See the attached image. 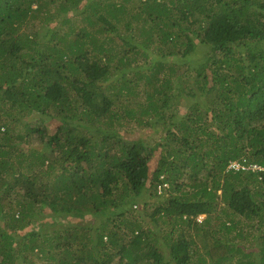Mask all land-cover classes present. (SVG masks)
<instances>
[{
    "label": "trees",
    "instance_id": "1",
    "mask_svg": "<svg viewBox=\"0 0 264 264\" xmlns=\"http://www.w3.org/2000/svg\"><path fill=\"white\" fill-rule=\"evenodd\" d=\"M231 161L264 165V0H0V264H264Z\"/></svg>",
    "mask_w": 264,
    "mask_h": 264
},
{
    "label": "rangeland",
    "instance_id": "2",
    "mask_svg": "<svg viewBox=\"0 0 264 264\" xmlns=\"http://www.w3.org/2000/svg\"><path fill=\"white\" fill-rule=\"evenodd\" d=\"M78 22H79V21H76L75 24H74V26H78V25H79ZM96 29H97V28H96ZM110 36H111L112 38H114L115 41L118 42V37H117L116 34H114V33H110ZM42 49H43V48H42ZM183 98H184V99L181 100L182 102H185V101H187V100H190V101H191V98H189V97L184 96ZM200 99H203V98L201 97ZM186 106H187V105H186ZM52 126H54V124H50V125H49V127H52ZM161 192H162V191H161ZM203 217H204V215L200 216V219L203 218ZM72 221L75 222L74 220H72ZM64 222H65V224L68 225V220L65 219ZM82 224L88 225V224H90V221H89V220H85ZM250 228H252V227H251L250 223L248 222V223L246 224V226L244 225V226L242 227V229H243V234L246 235L247 233H249ZM245 235H244V237H245ZM244 237L242 238V240H244V244L247 245V246H250V244H249L248 241H247V237H245V238H244Z\"/></svg>",
    "mask_w": 264,
    "mask_h": 264
},
{
    "label": "clouds",
    "instance_id": "3",
    "mask_svg": "<svg viewBox=\"0 0 264 264\" xmlns=\"http://www.w3.org/2000/svg\"><path fill=\"white\" fill-rule=\"evenodd\" d=\"M232 162H236V161H231V163ZM229 167L231 168L232 166L229 165ZM238 168H243V169H246V170L258 171V172L264 171V165H262L260 163H257V162H254V161H246V165L244 167H242L241 164H240L238 166ZM238 168L234 167V169H238ZM200 216H202V215H200ZM200 216L198 217L199 219H200Z\"/></svg>",
    "mask_w": 264,
    "mask_h": 264
},
{
    "label": "built area",
    "instance_id": "4",
    "mask_svg": "<svg viewBox=\"0 0 264 264\" xmlns=\"http://www.w3.org/2000/svg\"><path fill=\"white\" fill-rule=\"evenodd\" d=\"M230 165H231L232 167L238 168V166H239L240 164L237 163V162H232Z\"/></svg>",
    "mask_w": 264,
    "mask_h": 264
}]
</instances>
